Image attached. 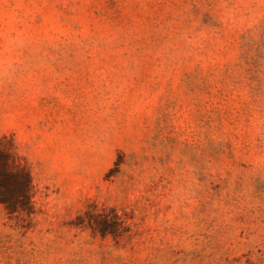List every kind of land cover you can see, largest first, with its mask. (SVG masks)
I'll use <instances>...</instances> for the list:
<instances>
[{"label": "rangeland", "instance_id": "1", "mask_svg": "<svg viewBox=\"0 0 264 264\" xmlns=\"http://www.w3.org/2000/svg\"><path fill=\"white\" fill-rule=\"evenodd\" d=\"M0 140V264H264V0H0Z\"/></svg>", "mask_w": 264, "mask_h": 264}, {"label": "trees", "instance_id": "2", "mask_svg": "<svg viewBox=\"0 0 264 264\" xmlns=\"http://www.w3.org/2000/svg\"><path fill=\"white\" fill-rule=\"evenodd\" d=\"M12 166H15L13 152L0 140V203L10 210L25 202L30 186L27 173L18 176Z\"/></svg>", "mask_w": 264, "mask_h": 264}]
</instances>
